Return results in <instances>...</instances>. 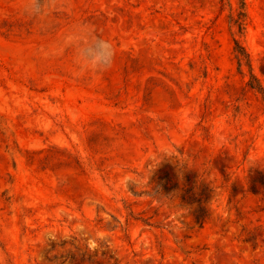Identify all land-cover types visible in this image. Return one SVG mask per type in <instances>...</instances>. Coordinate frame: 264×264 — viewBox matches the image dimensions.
Listing matches in <instances>:
<instances>
[{"label": "rangeland", "instance_id": "obj_1", "mask_svg": "<svg viewBox=\"0 0 264 264\" xmlns=\"http://www.w3.org/2000/svg\"><path fill=\"white\" fill-rule=\"evenodd\" d=\"M239 1L48 0L32 18L0 0L6 264H264V0L240 31ZM81 24L113 43L108 70L56 51ZM166 165L210 191L202 228L156 193Z\"/></svg>", "mask_w": 264, "mask_h": 264}, {"label": "clouds", "instance_id": "obj_2", "mask_svg": "<svg viewBox=\"0 0 264 264\" xmlns=\"http://www.w3.org/2000/svg\"><path fill=\"white\" fill-rule=\"evenodd\" d=\"M48 0H26L23 13L32 18H42L47 15ZM57 52L71 50L73 61L78 70L100 73L108 70L115 59L116 50L111 40L102 38L87 25H77L63 34L55 42ZM133 180H125L127 187ZM89 202H95V197L89 195ZM0 264H6V256L0 253Z\"/></svg>", "mask_w": 264, "mask_h": 264}, {"label": "trees", "instance_id": "obj_3", "mask_svg": "<svg viewBox=\"0 0 264 264\" xmlns=\"http://www.w3.org/2000/svg\"><path fill=\"white\" fill-rule=\"evenodd\" d=\"M245 2L244 0L239 1V7L234 14L230 15V23L232 27H236L238 31L242 30L246 13L244 11ZM239 65H247L250 69V57L239 45L238 41L235 40ZM252 76V75H251ZM253 80L254 77H252ZM251 89L264 94V90L257 83V85H250ZM261 185H264V181L258 179ZM153 183L156 189V193H160L166 197H176L179 202L191 209V217L195 224L199 228L208 221L210 210L208 208L209 190L205 187L200 188L198 181H193L192 176L184 174L181 170L178 174L173 172V169L166 165L159 168L153 176Z\"/></svg>", "mask_w": 264, "mask_h": 264}]
</instances>
